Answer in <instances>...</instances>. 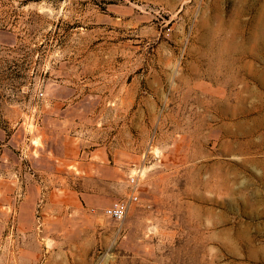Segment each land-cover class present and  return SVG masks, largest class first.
I'll use <instances>...</instances> for the list:
<instances>
[{"label":"rangeland","instance_id":"1","mask_svg":"<svg viewBox=\"0 0 264 264\" xmlns=\"http://www.w3.org/2000/svg\"><path fill=\"white\" fill-rule=\"evenodd\" d=\"M0 264H264V0H0Z\"/></svg>","mask_w":264,"mask_h":264},{"label":"built area","instance_id":"2","mask_svg":"<svg viewBox=\"0 0 264 264\" xmlns=\"http://www.w3.org/2000/svg\"><path fill=\"white\" fill-rule=\"evenodd\" d=\"M137 184L138 182L135 175H132L128 178V185L130 187V193L128 194V197L126 199L116 200L112 202L105 209V214L108 217L116 221H121L125 217L130 203L137 199V195H136Z\"/></svg>","mask_w":264,"mask_h":264}]
</instances>
